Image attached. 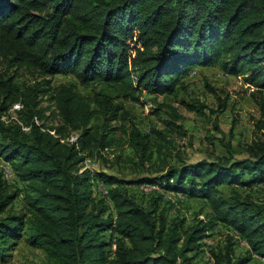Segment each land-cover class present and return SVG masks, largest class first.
<instances>
[{
	"label": "trees",
	"instance_id": "1",
	"mask_svg": "<svg viewBox=\"0 0 264 264\" xmlns=\"http://www.w3.org/2000/svg\"><path fill=\"white\" fill-rule=\"evenodd\" d=\"M0 60L7 63L0 69V115L21 105L19 121L0 120V257L25 238L48 264H196L204 240L223 223L250 252L236 254L229 235L210 250L213 264L264 260V201L253 193L264 188V101L256 122L261 135L247 157L172 164L131 180L81 170L118 140L113 121L125 116L116 96L170 94L196 64H217L263 94L264 0H0ZM13 66L34 82L17 81ZM58 74L101 88L85 96L73 83L54 86ZM45 97L58 124L50 123ZM168 114L166 124L183 133L181 114L173 106ZM124 132L127 155L140 168L170 143L163 130L152 128L160 139L153 140L134 122ZM4 164L12 166L14 182ZM97 180L108 186V199L94 193ZM132 184L200 197L209 210L192 225L170 220L162 192L144 203L130 192ZM19 196L25 207L13 210Z\"/></svg>",
	"mask_w": 264,
	"mask_h": 264
},
{
	"label": "rangeland",
	"instance_id": "2",
	"mask_svg": "<svg viewBox=\"0 0 264 264\" xmlns=\"http://www.w3.org/2000/svg\"><path fill=\"white\" fill-rule=\"evenodd\" d=\"M6 67L7 63L0 60V69L5 70ZM15 71L18 73L17 81L34 82V76L26 69H17L13 66L9 70L11 73ZM51 80L54 86L60 83H73L76 89L85 96H93V93L101 88V83L98 81L86 86L71 74H58ZM112 94L115 93L112 91ZM115 100L121 102L123 107L121 111L125 116L122 121H113V125L117 128L115 133L118 140L100 154H93V159H88L81 167L82 171L93 165L97 171L109 175L115 174L127 180L150 177L172 164L192 163L202 159L212 160L218 157H228L232 153L237 158L247 157L252 143L261 135L256 122L261 117L260 103L264 101V92L261 94L255 86L246 84L243 78L226 74L217 64L194 65L170 94L144 93L141 101L116 96ZM223 102H226L225 108L222 107ZM43 105L48 107L46 113L50 117V123L58 124L60 120L57 115H54L56 111L53 102L45 97ZM170 106H173L182 116L177 123L183 126V133L166 124L171 120L168 114ZM20 108V104H14L7 113L0 116V120L19 121L17 110ZM132 122L143 132L152 134L153 140L159 141L160 139L157 134L151 133V129L163 130L167 134V142H170L165 143L163 153L158 154L154 161L142 168L127 155L132 152L130 153V145L127 142L129 135L124 132V129L128 128ZM69 137L73 140L77 136L72 133ZM7 166L10 167L11 173L6 169ZM3 169L7 180L14 182L15 172L12 166L4 164ZM11 175L14 180H11ZM128 188L144 203H149L162 192L165 195L163 206L167 209L169 219L185 218L187 225H192L198 217H204L209 210L204 199L174 194L173 191H160V185L132 184ZM92 189L97 196L108 199L106 191L108 186L102 180L94 181ZM153 190H159V192ZM253 193L258 200L264 201V188H255ZM24 205L23 196H19L12 208L22 210ZM229 235L235 237L236 254L248 255L250 252L248 243L227 225L219 223L213 235L204 240L205 246L196 257V264H213L214 259L210 250L214 246L224 244ZM255 261L264 264V260L258 256L250 264ZM0 264L48 263L40 248L28 245L25 238H22L13 251L8 252L4 258L0 257Z\"/></svg>",
	"mask_w": 264,
	"mask_h": 264
},
{
	"label": "built area",
	"instance_id": "3",
	"mask_svg": "<svg viewBox=\"0 0 264 264\" xmlns=\"http://www.w3.org/2000/svg\"><path fill=\"white\" fill-rule=\"evenodd\" d=\"M0 116H3V114H1ZM92 167H93V165L89 166L90 169H91ZM6 169H8L9 172L11 173V171H10V167H9V166H7ZM11 180H14L13 177H12V175H11ZM98 183H100V182H98ZM101 185H102V184H101ZM106 191H107V193H108V189H106Z\"/></svg>",
	"mask_w": 264,
	"mask_h": 264
},
{
	"label": "bare ground",
	"instance_id": "4",
	"mask_svg": "<svg viewBox=\"0 0 264 264\" xmlns=\"http://www.w3.org/2000/svg\"><path fill=\"white\" fill-rule=\"evenodd\" d=\"M18 105V104H17ZM18 108V107H17Z\"/></svg>",
	"mask_w": 264,
	"mask_h": 264
}]
</instances>
